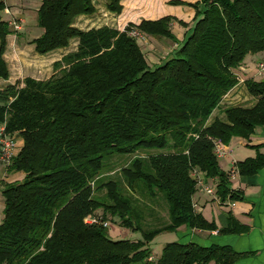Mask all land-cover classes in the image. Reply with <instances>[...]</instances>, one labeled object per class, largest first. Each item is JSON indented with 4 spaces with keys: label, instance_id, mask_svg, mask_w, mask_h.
Returning a JSON list of instances; mask_svg holds the SVG:
<instances>
[{
    "label": "trees",
    "instance_id": "16d2710c",
    "mask_svg": "<svg viewBox=\"0 0 264 264\" xmlns=\"http://www.w3.org/2000/svg\"><path fill=\"white\" fill-rule=\"evenodd\" d=\"M123 1L107 0V10L120 15ZM171 4L195 10L191 26L168 16L124 32L109 26L84 31L76 21L96 13L93 0L42 1L37 23L43 34L30 42L35 52L68 49L74 40L77 48L53 64L57 73L48 80L27 77L0 88V126L24 142L8 168L23 178L0 181V264H236L244 257L230 247L177 241L154 259L150 243L182 228L218 230L195 210V170L217 182L222 203L242 199L220 168L215 142L249 140L264 127V80L243 82L254 105L222 107L240 84L237 70L246 58L264 52V0ZM4 9L0 2V79L8 81L12 32ZM173 22L188 28L183 41ZM132 28L179 46L151 67L129 35ZM237 167L241 176H254L264 155ZM160 203L164 218L155 208ZM91 215L117 219L142 240H113L108 228L85 223ZM218 231L247 228L230 217L228 228Z\"/></svg>",
    "mask_w": 264,
    "mask_h": 264
},
{
    "label": "crops",
    "instance_id": "0c3cea01",
    "mask_svg": "<svg viewBox=\"0 0 264 264\" xmlns=\"http://www.w3.org/2000/svg\"><path fill=\"white\" fill-rule=\"evenodd\" d=\"M8 0H0L4 3L5 9L1 13L2 19L8 23V26L12 32L7 37V51L5 54V60L9 64L8 58L18 61L19 66L21 67V73H33L40 70L39 60L42 56L35 52V46L29 44V42L34 39L39 38L43 34V30L36 26V15L35 13L39 11L43 0H9L10 6L7 5ZM18 1L19 4L15 2ZM169 0H161V4L158 5V15L156 18L143 16L144 19L154 20L160 19L165 16H170L182 21L188 26H191L192 21L195 17V10L188 9L183 7H170L166 5V2ZM188 3H196L200 0H183ZM163 3L165 4L163 6ZM123 6L127 4L125 1L122 2ZM162 7V8H161ZM125 9V8H124ZM183 9H185L183 11ZM178 10H181L178 12ZM7 11H9L7 14ZM129 14L130 12L127 11ZM140 13V12H138ZM152 13L153 10H152ZM159 13L161 15H159ZM112 14V13H111ZM142 12L141 15H143ZM115 15V14H112ZM145 15V14H144ZM3 16H6L7 19ZM90 16H82L80 19L87 20ZM178 17V18H177ZM31 19H34L35 25L29 26ZM139 16H129L128 22L138 24L141 22ZM15 20L16 24L20 27L19 30L15 29L11 25L10 21ZM176 32L177 38L179 41H183L184 36L188 30L186 27H182L179 23L174 22L172 24ZM29 28L32 29L33 37L29 36ZM40 29V30H38ZM28 43L25 48V44ZM149 46L147 51L150 52L151 45L148 42ZM178 44H174L172 47V52L178 48ZM32 50L35 55H31L30 59H26V50ZM11 51H15V54L10 55ZM35 58L34 61L32 58ZM261 59H264V52L257 55H249L244 64L240 67L239 74L242 77L243 81L248 78H257V62ZM37 62V63H35ZM161 62V61H160ZM159 62V63H160ZM156 63V64H159ZM155 64V63H154ZM155 64V65H156ZM18 66V65H17ZM36 69V70H35ZM39 72V71H38ZM20 74V75H22ZM40 74V72H39ZM20 82H23L25 78L31 77L39 80V78L34 75H26ZM19 77L18 79H21ZM3 81L6 85L14 84L11 80ZM264 80V77H262ZM254 105L253 98L248 94L247 89L243 82H240L233 90H231L224 98L222 102V107H231V106H252ZM221 110H217L214 114L220 115ZM15 145L18 148L17 152L23 147L24 142L19 134L15 136ZM224 149L227 152L228 157L233 155L234 163L231 164V171L238 169L237 163L245 161L247 158H255L259 153L264 155V127H259L256 129L255 133L250 137L249 140L234 137L230 144L225 146ZM230 171V172H231ZM229 172V173H230ZM23 173L15 174L13 177H18L19 179L23 178ZM216 181H210L206 183L207 186L216 190ZM231 189L238 193L242 197L239 201L228 200L226 203L218 201L213 195H208L203 190L199 188V191L194 196L195 210L197 213H201L209 222H214L218 230L223 228H228L229 219L232 217L237 223L247 228V231L242 234H227L220 235L219 231H201V230H187L182 228L183 231H180V238H184L182 243H195L204 247H210L213 245L221 247H230L236 253L243 254L242 257L236 264H264V168L254 176H241L237 175L233 180H231ZM198 197V198H197ZM214 205L218 208L215 209ZM2 217L0 218V220ZM181 230V229H180ZM214 264V263H212Z\"/></svg>",
    "mask_w": 264,
    "mask_h": 264
},
{
    "label": "rangeland",
    "instance_id": "374dc122",
    "mask_svg": "<svg viewBox=\"0 0 264 264\" xmlns=\"http://www.w3.org/2000/svg\"><path fill=\"white\" fill-rule=\"evenodd\" d=\"M3 1V0H2ZM125 3L127 4L126 6H123V11L120 15H112L108 10H107V0H93V3L96 7V13L92 16H90L87 20L85 19H80V17L77 19L76 21V27H78L81 30L87 31L90 30L92 28H100L103 26H109L111 28L117 29L120 32H124L127 27H129L130 25H134V26H139L141 24V22L143 20H147L144 19L143 16H147V17H154L156 18L158 14L156 11L159 12L160 9H158V5L161 4V0H124ZM172 1H182L185 3H188L187 1H183V0H169L168 2H166V5L170 6V7H183V8H188V9H193L191 7L185 6V5H172L171 2ZM163 2V0H162ZM16 4H19L18 1L15 2ZM197 3V2H196ZM7 6L9 7L10 1H7ZM190 4H195V3H190ZM165 4L163 3V6ZM11 7V6H10ZM125 8V9H124ZM162 8V7H161ZM152 10L154 13H152ZM185 9H183L184 11ZM129 11L130 14L127 12ZM181 10H178V12H180ZM9 11H7V14ZM140 12V13H138ZM142 12H144L143 15ZM3 13V11L1 12ZM36 15V26L38 28H40L38 26L37 23V19H38V13H35ZM139 16L141 22L138 24L135 23H131L128 22V17L129 16ZM159 15H161L159 13ZM7 19L6 16H3ZM82 17V16H81ZM168 17V16H165ZM162 17V18H165ZM170 17V16H169ZM160 18V19H162ZM178 18V17H177ZM34 19H31V22L29 23V26L31 25H35ZM159 19H154V20H150V21H156ZM178 20V19H177ZM14 20L10 21L13 22ZM174 24V22L172 23ZM183 27V26H182ZM41 29V28H40ZM38 29V30H40ZM29 32V36L33 37L32 34V29L29 28L28 30ZM176 32H179L178 30H174L173 28V33L176 35ZM129 35L136 39L137 43L139 44V46L142 48L143 52L145 53L146 59L149 63V65L151 67L155 66L156 63H159L160 61H164L167 58H169L171 55H173L172 53V47H174V42H171L170 40L164 38H156V37H151L148 36L147 34L141 33L139 32L137 29L132 28L131 31L129 32ZM177 37V35H176ZM148 42L151 45V48L149 49V51H147V48L150 47ZM29 44H31L29 42ZM28 43L25 44V48L27 47ZM77 48V41H72L71 45L68 49H62V50H58L55 51L53 53H50V55L45 56L40 58V62L39 64L41 65L39 68L40 70L33 72V73H26V71L22 74L21 73V67L18 64V61H16V59L14 60L13 63V58L12 60L10 58H8L9 60V70H10V77L12 78V82H14V84H16L18 81L23 80L21 76L26 77V75H34L35 77L39 78V80H48L49 78H51L53 75H55L57 72L54 68V63L56 61H59L62 59L63 56L67 55L70 52L75 51ZM26 54H24L26 56V59H30L31 55H35V53L32 50L27 49L26 50ZM10 55H14L15 51H11ZM34 61H36V59L33 57L32 58ZM37 63V62H35ZM155 63V64H154ZM18 65V66H17ZM157 65V64H156ZM36 70V69H35ZM240 68L237 70L239 72ZM22 74V75H20ZM19 77H21V79H18ZM256 81H262V77L258 76L257 78H254ZM4 80L0 79V88H3L6 86V83H3ZM15 135H13L12 137L15 140ZM17 150L18 148H16V154H17ZM128 159V158H127ZM219 160V165L222 171H224L225 173H229L231 171V164H233L235 161L233 159V155L228 156L226 158H220ZM128 163V160H126L123 164H120L117 166L116 169H120L123 168V166H125ZM12 165V162L10 163V165H8L7 163H4V161L1 160V156H0V181H5V182H14L17 180H20L18 177H13V175L11 173L8 172V168ZM199 191V190H198ZM198 198V197H197ZM150 206V204H149ZM148 206V207H149ZM151 207V206H150ZM215 209L217 210V206L214 205ZM155 208H157V210H159L160 212V217L164 218V216L166 217L167 213H166V209L163 205V203H160L159 205L157 204L155 206ZM3 209H4V199L2 197V185L0 184V218L3 216ZM93 216V215H91ZM88 216L87 218L91 217ZM85 218V219H87ZM159 220V219H158ZM107 221V220H106ZM109 222V227L107 229V233L108 236L113 239V240H130V241H138V240H142V234L140 232H135L132 231L130 229L121 227L119 225V220H112L111 218L108 220ZM152 222V221H151ZM180 231H183L182 229ZM180 231L177 233H162L159 236H157L153 242L150 243V248L153 251V254L155 256L154 259L158 256L161 255L163 248L166 246V244L171 243V242H177V241H182L184 238H180L179 233Z\"/></svg>",
    "mask_w": 264,
    "mask_h": 264
},
{
    "label": "built area",
    "instance_id": "2783aa9c",
    "mask_svg": "<svg viewBox=\"0 0 264 264\" xmlns=\"http://www.w3.org/2000/svg\"><path fill=\"white\" fill-rule=\"evenodd\" d=\"M11 25L14 26L15 29L17 30L20 29L18 24H16L15 20L11 22ZM256 68H257V75L260 77H264V59H261L257 62ZM239 79L240 82H244L242 78ZM0 147H1V153H0L1 160L4 161V163L10 165L14 156L16 155V145L14 138L6 134L5 125L0 126ZM215 153L218 159L224 158L227 155V152L224 149V145L221 141L215 142ZM237 175H239L238 169L236 170L234 169L229 173V179L233 180ZM192 176L197 180L198 188L203 190L208 195H213L218 201H220V198L217 195L216 190L206 185L207 180L202 173L195 170L192 172ZM194 206H196V204H194ZM85 223L100 224L104 228L109 227V222L106 221L102 216L100 217L91 216L85 219Z\"/></svg>",
    "mask_w": 264,
    "mask_h": 264
}]
</instances>
